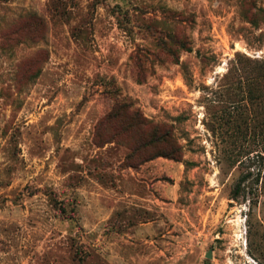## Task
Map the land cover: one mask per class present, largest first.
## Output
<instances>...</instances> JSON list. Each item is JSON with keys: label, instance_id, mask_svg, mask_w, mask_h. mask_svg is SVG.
<instances>
[{"label": "rangeland", "instance_id": "1", "mask_svg": "<svg viewBox=\"0 0 264 264\" xmlns=\"http://www.w3.org/2000/svg\"><path fill=\"white\" fill-rule=\"evenodd\" d=\"M0 264H264V0H0Z\"/></svg>", "mask_w": 264, "mask_h": 264}, {"label": "water", "instance_id": "2", "mask_svg": "<svg viewBox=\"0 0 264 264\" xmlns=\"http://www.w3.org/2000/svg\"><path fill=\"white\" fill-rule=\"evenodd\" d=\"M207 257H209V255H207Z\"/></svg>", "mask_w": 264, "mask_h": 264}]
</instances>
